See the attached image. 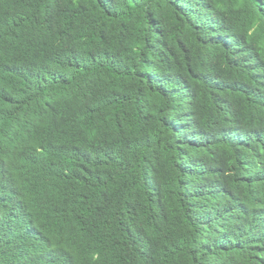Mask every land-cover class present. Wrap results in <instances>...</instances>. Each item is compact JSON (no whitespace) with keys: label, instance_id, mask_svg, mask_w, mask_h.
<instances>
[{"label":"trees","instance_id":"1","mask_svg":"<svg viewBox=\"0 0 264 264\" xmlns=\"http://www.w3.org/2000/svg\"><path fill=\"white\" fill-rule=\"evenodd\" d=\"M0 264H264V0H0Z\"/></svg>","mask_w":264,"mask_h":264}]
</instances>
